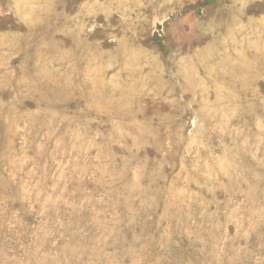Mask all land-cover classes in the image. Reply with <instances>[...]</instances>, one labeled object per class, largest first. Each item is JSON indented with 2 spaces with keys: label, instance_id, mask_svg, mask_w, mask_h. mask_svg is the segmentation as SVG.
Wrapping results in <instances>:
<instances>
[{
  "label": "rangeland",
  "instance_id": "374dc122",
  "mask_svg": "<svg viewBox=\"0 0 264 264\" xmlns=\"http://www.w3.org/2000/svg\"><path fill=\"white\" fill-rule=\"evenodd\" d=\"M262 36L264 0H0V264H264Z\"/></svg>",
  "mask_w": 264,
  "mask_h": 264
},
{
  "label": "bare ground",
  "instance_id": "6f19581e",
  "mask_svg": "<svg viewBox=\"0 0 264 264\" xmlns=\"http://www.w3.org/2000/svg\"><path fill=\"white\" fill-rule=\"evenodd\" d=\"M263 37V36H262ZM264 38V37H263ZM260 42V41H259ZM262 42V41H261ZM251 45V44H250ZM88 50V49H87ZM121 53V52H120ZM252 57V56H251ZM241 59V58H240ZM251 59V58H250ZM132 60V59H131ZM242 60V59H241ZM254 60V59H253ZM26 63V62H25ZM134 63V62H133ZM32 64V63H31ZM57 64V63H56ZM158 65V64H157ZM63 68V67H62ZM259 68V67H258ZM134 70V69H133ZM137 70V69H136ZM139 70V69H138ZM66 75V74H65ZM35 78V77H34ZM37 79V78H36ZM65 79H67V78H65ZM36 81V80H35ZM61 81V80H60ZM62 81H63V79H62ZM61 81V82H62ZM37 83V82H36ZM153 83H155V82H153ZM161 85V84H160ZM51 86V85H50ZM239 86V85H238ZM237 86V87H238ZM33 87V86H32ZM39 87V86H38ZM55 87V86H54ZM65 87V86H64ZM30 88H31V85H30ZM37 88V87H36ZM40 88V87H39ZM50 88V87H49ZM28 89H29V87H28ZM43 89V88H42ZM53 89V88H52ZM68 89V88H67ZM45 91H46V89H44ZM60 90V89H59ZM63 90H64V88H63ZM55 91V90H54ZM65 91V90H64ZM17 92V91H16ZM48 92V91H47ZM45 93V92H44ZM53 93V92H52ZM64 93V92H63ZM66 93V92H65ZM78 93V92H77ZM76 93V94H77ZM47 94V93H46ZM48 94H49V92H48ZM67 95V94H66ZM74 95H75V93H74ZM84 95V94H83ZM11 97V96H10ZM47 97V96H46ZM66 97V96H65ZM77 97V96H76ZM75 97V98H76ZM84 97H85V95H84ZM59 98H60V96H59ZM63 98V97H62ZM70 98V97H69ZM86 99H87V97H85ZM35 99V98H34ZM52 99V98H51ZM55 99H57L56 97H55ZM74 99V98H73ZM37 100V99H36ZM36 100H34V101H36ZM50 100V99H49ZM86 101V100H85ZM58 102V101H57ZM56 103V102H55ZM89 103V102H88ZM49 104V103H48ZM58 104V103H57ZM49 107V106H48ZM59 126V125H58Z\"/></svg>",
  "mask_w": 264,
  "mask_h": 264
}]
</instances>
